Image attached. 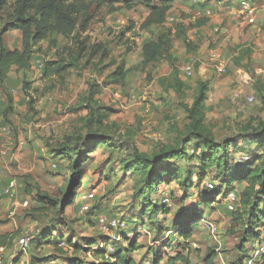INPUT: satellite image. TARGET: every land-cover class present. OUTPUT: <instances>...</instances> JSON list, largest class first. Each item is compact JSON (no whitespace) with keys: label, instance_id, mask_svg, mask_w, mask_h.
<instances>
[{"label":"rangeland","instance_id":"374dc122","mask_svg":"<svg viewBox=\"0 0 264 264\" xmlns=\"http://www.w3.org/2000/svg\"><path fill=\"white\" fill-rule=\"evenodd\" d=\"M241 1L172 0L157 3L153 18L151 7L136 1L88 2L70 34L50 33L33 46L27 68L12 67L0 85V230L17 233L14 247L24 234L33 240L19 256L4 248V262L99 264L92 249L117 247L135 264H206L210 255L213 264H261L264 214L253 220L251 213H264V190L234 180L246 194L231 201L228 193L237 191L220 183L225 163L238 168V152L264 157V141H254L264 138V0H245L252 24ZM12 4L0 9V30ZM161 9L163 20L153 21ZM4 41L20 50L22 32L10 27ZM160 41V54H145V44ZM50 64L63 67L60 75H48ZM197 120L211 145L191 134ZM99 135L106 141L94 144ZM79 142L82 177L62 212L72 171L57 150ZM172 149L185 153L161 155L154 170L138 158ZM256 164L262 175L264 164ZM151 171L160 177L150 178ZM87 192L94 195L88 202ZM39 193L57 206L39 201ZM24 201L26 207L13 205ZM194 214L184 240L174 228ZM100 216L125 221L126 229L102 228Z\"/></svg>","mask_w":264,"mask_h":264},{"label":"trees","instance_id":"16d2710c","mask_svg":"<svg viewBox=\"0 0 264 264\" xmlns=\"http://www.w3.org/2000/svg\"><path fill=\"white\" fill-rule=\"evenodd\" d=\"M139 2L143 3L152 9L151 17H154V13L158 10L156 4L160 3L161 6L170 3L172 0H13L12 6V15L10 16L9 23L7 27L0 30V85H3L9 79V73L12 67H17L18 69L27 68L29 66L30 61V54L33 50V46L37 44L39 41H44L48 38L50 33H61L64 35L70 34L73 29L75 28V23L77 17L83 13L87 8L86 4L88 2H96L98 4L102 3H123V4H130L132 2ZM8 5V0H0V9ZM165 14V10L161 9L159 11V21L156 19H152L156 22H161L163 20ZM18 29L22 32V47L21 49H13L9 50L4 41V35L6 30L9 28ZM161 42V41H160ZM147 43L144 45L145 54H160V48H162L163 43ZM52 65V64H50ZM63 71V67L54 69L53 65L48 70V75H51L53 72L55 74L60 75ZM45 73L47 74V69H45ZM260 91V100L264 104V91L259 89ZM202 96L199 95L192 107H190L189 112L196 113L199 111L200 108L199 104L201 101ZM97 121H100V118H96ZM264 121V120H263ZM198 120L195 121L192 130L190 131L193 136H195L200 142L201 145H211L213 142L211 140V136L209 135L210 132L206 131L203 127L198 125ZM264 129V126L262 127ZM107 137L104 135H99V138L94 141V144H102L106 141ZM264 138H254V141L257 143H262ZM84 139L81 140V144ZM81 144L76 143L74 146L64 145L61 147L60 155H64L69 159V163L71 166V176L69 180V189L67 192V196L61 202L60 209L62 212L68 206L73 203L74 197L73 192L74 189L80 184L81 177H82V164L83 160L79 157V153L81 152ZM95 147V145H93ZM223 145L222 152H227V147ZM210 152L213 154H217L216 150L213 148H209ZM185 152H180L178 149H172L169 152H160L155 154L151 159L147 156H139L138 158L144 162H147L150 165V170H154L155 168V159L159 158L161 155H169L172 157H178L179 154H184ZM237 154L242 155V153L238 152ZM261 154H264L261 152ZM247 157L245 160H239L237 157H233L232 162L238 168L236 169H229L226 168V163L222 166L225 170V178L220 180L221 185H226L228 187H233L234 180H244V181H253L259 185L260 190H264V167L262 169V175L257 173V164L255 165V161L260 159V162L264 164V157H251L250 154L245 153ZM160 159V158H159ZM202 162V168H206L208 163L203 159H200ZM154 166V167H153ZM242 169L238 172V170ZM163 170V169H162ZM150 178L154 176L160 177L159 173H154L153 171L149 174ZM149 178V177H148ZM184 184V183H183ZM185 185V184H184ZM237 191V199L245 198V192L240 193V190L234 189ZM38 200L41 202L47 201L51 206H57L58 201L55 199H50L46 194L39 193ZM206 199L203 197L201 201H205ZM262 202V201H261ZM256 210V209H254ZM167 212V211H165ZM263 212L261 213H251V217L253 220L258 219V217L263 216ZM194 216V217H192ZM193 218V219H191ZM198 218L196 214L191 215L188 219L178 220L177 225L175 226V232L184 240H188L191 234V223H194L195 220ZM17 233L14 232H4L0 233V248H14V240L16 238ZM122 239L126 237L122 235ZM33 240V239H32ZM100 243H91L90 246H99ZM134 249V247H133ZM94 250L95 255H99L101 257V262L99 264H135L133 258H128L126 255L118 249L117 247L114 248L112 253H108V258H105L106 250L104 248L99 249H92ZM129 251V250H128ZM19 256V254H18ZM160 259V256L157 255ZM157 257V259H158ZM214 257L212 255L208 256L206 259V264H213ZM176 260V259H175ZM246 259H243V261ZM155 263V261H154ZM240 263L237 264H241ZM260 263L264 264V254H261Z\"/></svg>","mask_w":264,"mask_h":264},{"label":"built area","instance_id":"2783aa9c","mask_svg":"<svg viewBox=\"0 0 264 264\" xmlns=\"http://www.w3.org/2000/svg\"><path fill=\"white\" fill-rule=\"evenodd\" d=\"M241 5H242L241 14H243L246 23L247 24H252L254 22V16H253L254 9L251 8L249 6V3L247 1H245V0L241 1ZM185 72H186V74L188 76L191 75V73H192V67H191V65H187L185 67ZM248 100L250 102L253 101V97L252 96L248 97ZM246 158L247 157L242 154L240 156V158H237V159H239V160H245ZM10 186H13V183H11ZM93 196L94 195H93L92 192H87V193H85L82 196V198L84 199V201L88 202L91 198H93ZM228 198L231 201H235L236 200V195L233 192H230V193H228ZM13 205L14 206H19V207L22 205V206H25L26 207L28 205V203H27V201H24L23 203H16V202H14ZM87 207H88V205L85 204V205H83L81 207V210L82 211H85V210H87ZM98 221H99L100 227H102V228H107V229H110V230H118V231H121V232L126 229V222L125 221L118 220V219H115V218L108 219L106 217L100 216L99 219H98ZM120 237H122V236H120ZM31 241H32V236L29 235V234H24L23 236H21L18 239L17 247H14L13 248V252L15 250L17 252V254H19L20 252L25 251L27 249V247L29 246V244H30ZM3 249L4 248H0V264H14L12 260L11 261H7V262H4L2 260L1 254H2ZM113 250H114V248L113 249H110L109 252L106 251L105 258H108V253H112ZM251 262H252L251 260H248L247 261V264H251Z\"/></svg>","mask_w":264,"mask_h":264},{"label":"crops","instance_id":"0c3cea01","mask_svg":"<svg viewBox=\"0 0 264 264\" xmlns=\"http://www.w3.org/2000/svg\"><path fill=\"white\" fill-rule=\"evenodd\" d=\"M11 231V229H8V228H6V229H1L0 230V233H4V232H10ZM6 249H8V248H6ZM10 250V249H9Z\"/></svg>","mask_w":264,"mask_h":264}]
</instances>
